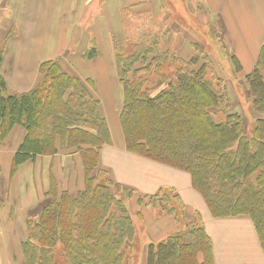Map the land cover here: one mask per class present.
Segmentation results:
<instances>
[{"label": "trees", "instance_id": "obj_1", "mask_svg": "<svg viewBox=\"0 0 264 264\" xmlns=\"http://www.w3.org/2000/svg\"><path fill=\"white\" fill-rule=\"evenodd\" d=\"M92 40L83 54L89 60L99 52ZM114 45L125 95L120 124L126 149L189 172L214 217L250 216L264 250V46L246 75L250 103L258 113L246 121L232 111L228 90L209 76L207 63L199 64L198 57L182 58L158 40L128 48L119 37ZM60 62L44 61L39 83L27 92H10L0 75V139L15 125L26 132L12 172L60 149L80 153L86 172L85 188L76 193L60 191L52 181L51 199L27 222L26 264H58L59 244L71 264H131L135 226L126 201L136 189L99 167L101 149L112 137L94 80L72 75ZM138 202L158 203L184 225L149 242L147 264H214L199 215L192 214L187 223L191 213L174 189L163 188Z\"/></svg>", "mask_w": 264, "mask_h": 264}, {"label": "crops", "instance_id": "obj_2", "mask_svg": "<svg viewBox=\"0 0 264 264\" xmlns=\"http://www.w3.org/2000/svg\"><path fill=\"white\" fill-rule=\"evenodd\" d=\"M180 1L186 8L194 6V12L204 11L197 7L203 4L211 17L220 20L225 29V41L240 63L239 73L246 77L252 72L264 46V0ZM158 2L0 0V48L5 45L0 56V75L10 92H27L39 83V70L44 61L58 58L73 46L84 50L95 39L101 56L94 60L80 56L77 61L82 74L79 75L95 81V93L111 132V142L101 149L99 167L109 170L116 182L144 195H154L163 188L174 189L186 206L187 214L193 210L199 215L211 240L214 264H264V250L250 216L214 217L203 195L194 188L189 172L130 153L118 128L123 140L117 144L113 137L111 125L115 115L110 113V107L119 104L122 98L113 68V63L116 65L114 37L122 35L119 34L123 28V10ZM2 10L7 12L6 16ZM13 29L14 33H9ZM24 136L25 130L15 125L4 139H0V264H26L23 252V242L27 239L26 221L30 211H36L51 190L53 180L63 183L66 186L63 190L70 192L80 191L84 185L85 168L78 152L39 155L12 172L13 158ZM63 168L68 173L76 172L77 176L71 178L70 175L68 182L65 181ZM140 213L150 241H159L181 230L174 216L154 215L151 210L149 215L144 209Z\"/></svg>", "mask_w": 264, "mask_h": 264}, {"label": "rangeland", "instance_id": "obj_3", "mask_svg": "<svg viewBox=\"0 0 264 264\" xmlns=\"http://www.w3.org/2000/svg\"><path fill=\"white\" fill-rule=\"evenodd\" d=\"M197 5V7H201L204 11L199 9L200 11L194 12L192 9L194 6L190 7L191 5H189V7L186 8L185 4H182L180 0H159V2L157 4L154 3V5L142 3L127 8L129 10L122 13L123 28H121V32L119 34H122L120 38L124 39V42L127 44L126 46H128V48H131V46L137 42L150 45L152 41L158 40L161 43V47L168 49L170 48L172 51L174 50L176 54L182 58L190 59L191 56H196L199 59V64L202 65L206 62L208 65L207 69L209 76L211 77L214 75L219 78L228 90V94L233 103L232 111L240 113L244 120L249 121L253 118V116H258V113L254 110L252 103H250V99L252 98L250 95L249 83L247 82L246 77H243L241 72L239 73V71L236 69L235 63L233 62L232 52L225 41V29L222 26V22L214 16L211 17L209 12L205 11V6L203 4L199 3ZM2 11L3 15L6 16L7 12H4V10ZM9 33H14V29L10 30ZM116 38L119 37H115L114 40H116ZM95 44L97 45V43ZM91 45L92 44L89 43L87 48ZM2 47L4 48L5 45H2ZM2 47L0 48V54L4 50ZM87 48L83 50L80 46H73L56 59H60V63L64 70L68 71L72 75L78 76L83 80H87V78H82L80 76L82 74L79 71L77 61L80 56L83 57V54ZM100 52L101 51L98 52V55L94 59H97L101 56ZM114 55L116 63L117 51L115 49V45ZM83 58L89 60L85 57ZM113 68L116 73L115 82L117 81V83L120 85L122 94L120 103L110 107V113L115 115L112 119V133L118 144L119 140L121 141L124 139V136H122L123 139L121 137L123 131L120 124V113L124 104L125 95L123 85L119 79L117 63L116 65L113 63ZM81 70L83 72H87L86 68H82ZM115 82L114 80H110V83L112 84H115ZM94 91L96 92V90ZM115 95L117 96V92ZM114 124H116V128L114 127ZM117 128L120 133L122 132L121 134L117 132ZM60 152L63 154L68 153L64 149H61ZM65 169L66 168H63L62 174L65 181L68 182V177H70V175L71 178L77 176L76 172L71 173L70 171L68 173L65 171ZM85 185L86 172L84 171V185L82 190L85 188ZM63 186L66 187L63 185V183H57L58 190L63 191ZM76 192L78 191L74 190L71 193ZM148 196L149 195H144L136 191V193L133 194L128 201H126L128 209L132 215L133 224L135 226L134 246L132 247L130 257L131 264H147V243L150 240L146 234V223L143 221V216L140 213L141 209L147 211V214L149 215L151 213H149V210L153 211L154 215L166 214L164 208L161 206L160 208L158 203L145 205L141 202H138L139 197H144V201L147 202ZM50 199L51 196L46 195L41 200V203L37 205L36 211H34V209L30 211L28 219L30 216L40 212L44 206V203L48 202ZM189 213L196 214L193 210L188 211V215ZM28 219L26 223L28 222ZM191 219L192 216H189L187 218V223H189ZM196 220L197 223H201L199 216H197ZM178 224L182 229L184 225L179 222ZM26 230V238H28V226L26 227ZM198 257H202V255L199 254ZM56 261L58 264H71L70 261L64 256L60 244L56 249Z\"/></svg>", "mask_w": 264, "mask_h": 264}]
</instances>
